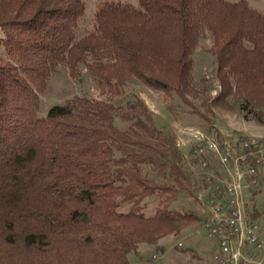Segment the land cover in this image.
Here are the masks:
<instances>
[{
    "label": "trees",
    "instance_id": "1",
    "mask_svg": "<svg viewBox=\"0 0 264 264\" xmlns=\"http://www.w3.org/2000/svg\"><path fill=\"white\" fill-rule=\"evenodd\" d=\"M86 10L84 0H0V264H132L142 243L201 221L174 206L196 185L176 134L139 94L117 100L138 80L176 118L188 108L210 121L191 98L207 33L221 90L205 96L206 112L264 120V12L247 0H103L79 37ZM61 66L91 76L101 97L41 115ZM207 131L222 135L212 123Z\"/></svg>",
    "mask_w": 264,
    "mask_h": 264
},
{
    "label": "rangeland",
    "instance_id": "2",
    "mask_svg": "<svg viewBox=\"0 0 264 264\" xmlns=\"http://www.w3.org/2000/svg\"><path fill=\"white\" fill-rule=\"evenodd\" d=\"M87 5L86 17L83 20L79 37L90 30L93 25V17L97 4L103 0H84ZM129 3H136L137 0H114ZM237 1V0H230ZM255 9L264 12V0H247ZM1 38V31H0ZM213 39L209 33L203 37L195 51L193 85L195 93L191 98L198 108L206 113L210 118H205L179 108L177 118L167 106V101L163 93L144 85L141 81L135 80L131 88L124 97L118 98V103L126 101L131 93L139 94L153 111L157 123L166 130L176 134V138L185 141L187 145L191 144L193 136L186 134L183 130L186 127L200 128L207 131L210 123L216 125L217 129L223 131V134L247 135L248 133L261 135L264 134V120L258 121L254 113L241 111L240 109L228 110L219 106L213 108L214 112H206L203 100L205 96L215 97L221 90V84L216 77L217 61L215 55L211 52ZM4 52L0 42V54ZM75 96H90L100 98L96 81L89 75H85L82 81L73 79L69 70L61 66L54 73L49 81L45 95H42L40 114L46 115L50 108L57 104H62L68 98ZM186 109V108H185ZM184 131V132H183ZM208 132V131H207ZM250 134V135H251ZM249 135V134H248ZM185 152L186 149H183ZM196 184V185H195ZM194 194L188 190L180 193L174 203L175 208L183 210L190 209L198 214L201 213L199 204V194H205L203 182L197 176L194 177ZM147 213L152 214L155 211L157 200L147 201ZM264 224V218L262 220ZM201 224L193 223L186 227L178 235H168L161 238L156 245L145 244L136 253L137 262L134 261L135 253L130 254L132 264H216L212 253L215 250V241L208 236L205 230H201ZM182 244V246H180ZM157 255L155 259L153 256ZM133 260V261H132Z\"/></svg>",
    "mask_w": 264,
    "mask_h": 264
},
{
    "label": "built area",
    "instance_id": "3",
    "mask_svg": "<svg viewBox=\"0 0 264 264\" xmlns=\"http://www.w3.org/2000/svg\"><path fill=\"white\" fill-rule=\"evenodd\" d=\"M183 130L193 139L189 145L177 139V145L186 149L187 164L206 191L197 196L200 231L215 241L213 260L264 264V134L240 138L193 127Z\"/></svg>",
    "mask_w": 264,
    "mask_h": 264
},
{
    "label": "crops",
    "instance_id": "4",
    "mask_svg": "<svg viewBox=\"0 0 264 264\" xmlns=\"http://www.w3.org/2000/svg\"><path fill=\"white\" fill-rule=\"evenodd\" d=\"M216 126V125H215ZM217 127V126H216ZM220 130V129H219ZM221 131V130H220ZM243 131H245V133H247V135L249 134H251V133H248V131H246V130H243ZM222 133H224L223 131H221ZM226 134V133H225ZM143 245H145V244H141L140 245V247H139V253H140V249H141V247L143 246ZM138 255H141V253L140 254H138ZM136 253H135V258H134V261L135 262H137V256H138ZM133 261V260H132Z\"/></svg>",
    "mask_w": 264,
    "mask_h": 264
}]
</instances>
